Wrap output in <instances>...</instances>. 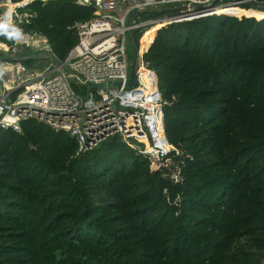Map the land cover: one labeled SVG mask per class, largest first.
Returning a JSON list of instances; mask_svg holds the SVG:
<instances>
[{"label": "trees", "instance_id": "obj_1", "mask_svg": "<svg viewBox=\"0 0 264 264\" xmlns=\"http://www.w3.org/2000/svg\"><path fill=\"white\" fill-rule=\"evenodd\" d=\"M238 7L133 32L179 151L170 170L118 137L75 156L67 132L36 120L0 129V264H264V10ZM26 10L24 32L60 61L96 11L76 0Z\"/></svg>", "mask_w": 264, "mask_h": 264}, {"label": "built area", "instance_id": "obj_2", "mask_svg": "<svg viewBox=\"0 0 264 264\" xmlns=\"http://www.w3.org/2000/svg\"><path fill=\"white\" fill-rule=\"evenodd\" d=\"M33 1L0 0V38L5 39L0 46H7L0 52V129L19 133L23 121L36 120L67 132L76 141L75 156L118 137L146 158L155 171L169 169L179 151L166 139L164 103L156 74L144 62L142 46L136 47V84L125 86L131 62L128 35L159 23L165 26L218 13L231 15L229 10L242 4L253 8L264 4L261 0H76L96 11L91 19L74 26L77 43L62 61L66 71L53 61L40 70L16 60L27 48L34 53H52L44 36L23 30L31 18L26 8ZM161 8L183 12L148 20L135 13ZM116 82L120 86L87 92V83ZM177 176L173 169L171 178L177 180Z\"/></svg>", "mask_w": 264, "mask_h": 264}, {"label": "water", "instance_id": "obj_3", "mask_svg": "<svg viewBox=\"0 0 264 264\" xmlns=\"http://www.w3.org/2000/svg\"><path fill=\"white\" fill-rule=\"evenodd\" d=\"M146 12L147 11H141V12L136 11L135 13L142 15L143 13H146ZM161 12H168V9H163ZM12 28L16 29V27H12ZM127 45L130 50L131 62L129 65V79L126 82L125 86L128 88H131L135 86L136 84L135 69H136V63H137V58H138L137 48H136V44L134 42L133 36L128 35ZM16 60L20 62H27V61H33V60H50L56 63L58 66L60 65L64 70L66 71L68 70V67L52 53H34L26 57H18ZM111 86H120V83L118 82L106 83V84H100V85H95V84H90V83L86 84L87 92H89L91 89H94V88L104 89V88L111 87ZM82 98L86 99L87 95H85Z\"/></svg>", "mask_w": 264, "mask_h": 264}, {"label": "rangeland", "instance_id": "obj_4", "mask_svg": "<svg viewBox=\"0 0 264 264\" xmlns=\"http://www.w3.org/2000/svg\"><path fill=\"white\" fill-rule=\"evenodd\" d=\"M226 3H228V2H226ZM263 8H264V4H262V5H258V7H254V8L249 9V10H258V11H262V10H264ZM160 10H162V8H161ZM229 11H231V12H230L231 15L241 14V13H242V12H240L239 8H235V9H233V10L231 9V10H229ZM182 12H183L182 10L172 11L171 9H169L168 12H164L163 14H161V15L159 16V19H160V18H164V17H171V16H174V15L180 14V13H182ZM247 14H248V15L250 14V15H255V16L261 17V14H260V13H255L254 11H249V12H247ZM142 20H143V19H142ZM6 47H7L6 45H5V47H4V46H0V52H3V51L5 50ZM25 49H26V48H25ZM27 49H28V48H27ZM24 51H25V50H24ZM127 54H128L129 57L131 56V55H130V50H129V48L127 49ZM50 63H51L50 60H33V61L31 62V64H30V66H31V69H40V70H42V69L46 68Z\"/></svg>", "mask_w": 264, "mask_h": 264}, {"label": "bare ground", "instance_id": "obj_5", "mask_svg": "<svg viewBox=\"0 0 264 264\" xmlns=\"http://www.w3.org/2000/svg\"><path fill=\"white\" fill-rule=\"evenodd\" d=\"M159 24H161V23H159Z\"/></svg>", "mask_w": 264, "mask_h": 264}]
</instances>
